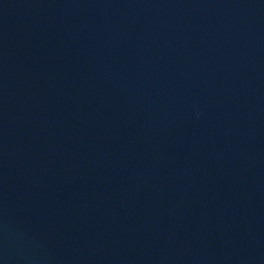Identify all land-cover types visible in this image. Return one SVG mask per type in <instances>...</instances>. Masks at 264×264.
I'll use <instances>...</instances> for the list:
<instances>
[{
	"label": "water",
	"instance_id": "95a60500",
	"mask_svg": "<svg viewBox=\"0 0 264 264\" xmlns=\"http://www.w3.org/2000/svg\"><path fill=\"white\" fill-rule=\"evenodd\" d=\"M0 264H264V0H0Z\"/></svg>",
	"mask_w": 264,
	"mask_h": 264
}]
</instances>
